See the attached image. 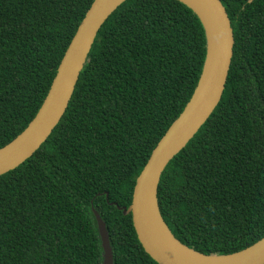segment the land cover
Listing matches in <instances>:
<instances>
[{"label":"trees","instance_id":"trees-1","mask_svg":"<svg viewBox=\"0 0 264 264\" xmlns=\"http://www.w3.org/2000/svg\"><path fill=\"white\" fill-rule=\"evenodd\" d=\"M94 0H0V148L45 99ZM233 31L221 100L168 163L157 191L173 236L207 256L264 237V0H220ZM206 38L177 0H127L100 28L48 139L0 176V264H157L131 215L137 176L189 101Z\"/></svg>","mask_w":264,"mask_h":264},{"label":"water","instance_id":"water-1","mask_svg":"<svg viewBox=\"0 0 264 264\" xmlns=\"http://www.w3.org/2000/svg\"><path fill=\"white\" fill-rule=\"evenodd\" d=\"M127 0H94L72 37L42 105L27 127L0 148V176L14 170L48 139L63 117L94 40L109 16ZM200 20L206 52L197 85L180 115L152 150L132 191L131 204L122 207L144 252L157 264H264V237L228 255H203L181 242L164 222L157 200L158 185L168 163L188 144L219 104L233 55L234 37L220 0H177ZM103 250L102 264H113L104 222L93 210Z\"/></svg>","mask_w":264,"mask_h":264}]
</instances>
